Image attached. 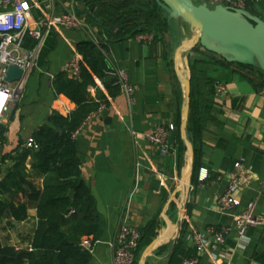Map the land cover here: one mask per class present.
<instances>
[{"label":"crops","instance_id":"crops-1","mask_svg":"<svg viewBox=\"0 0 264 264\" xmlns=\"http://www.w3.org/2000/svg\"><path fill=\"white\" fill-rule=\"evenodd\" d=\"M30 1L34 6L32 24L42 30L45 27L39 24L47 17L70 13L78 17L75 0ZM79 8L82 17L78 18L85 24L83 28L53 27L39 48L31 37L26 38L22 53L28 56L36 50L35 66L22 84L20 101L11 104L0 121L6 139L3 154H10L20 144L26 147L54 111L67 116L76 109L71 100L56 94L55 77L66 71V64L72 58L81 56L78 51L81 42L103 40L84 8ZM190 36L180 43L173 57L162 41L147 43L135 37L108 44L111 67L125 69L135 91L132 98L121 93L108 97L106 108L92 117L91 114L77 132L82 177L105 222L102 238L92 246L90 264H112L111 244L122 222L141 230L153 219L159 220L157 237L150 246L139 250L138 264L143 258L144 264H182L187 255H198L190 243L193 231L211 227L233 229L226 257L213 259L208 250L201 255L200 264H264V226L248 230L249 242L243 249L235 214L223 212L218 204L229 186L234 164L241 162L250 169L252 181L238 194L240 210L255 202L256 213L264 219V73L260 68L227 65L216 55L196 48L204 52L197 69L203 71L198 85L206 98L201 110L206 119L200 143L202 165L193 182L194 150L189 140L186 148L179 132L170 154L162 157L158 148L145 139L155 127L176 126L182 117L181 76L190 82L192 73L188 56L187 74L182 55L178 57L179 63L176 59L179 50L192 44L191 32ZM188 54H193V50ZM96 81L99 91L108 95L103 84ZM218 82L226 86V97L217 96ZM91 94L95 97L97 90L91 89ZM33 162L30 157L28 178L36 187L42 189L59 183L55 174L44 176L33 172ZM12 166L11 159L0 162V187ZM206 172L208 178L201 183L200 175ZM16 200L26 201L22 196ZM29 215V220L19 226H8V220L0 224V246L30 248L38 227L35 205L30 206Z\"/></svg>","mask_w":264,"mask_h":264},{"label":"trees","instance_id":"trees-1","mask_svg":"<svg viewBox=\"0 0 264 264\" xmlns=\"http://www.w3.org/2000/svg\"><path fill=\"white\" fill-rule=\"evenodd\" d=\"M75 1L84 8L103 40L98 44L88 40L78 45L82 57L80 79L70 77L67 71L55 77L56 94L67 97L76 105V109L67 116L56 111L51 114L48 123L33 135L38 146L36 151L20 144L10 154L2 152L0 155V162L13 160V166L8 169L0 187V224L8 220V226L13 227V222H26L30 218L31 205L36 207L38 221L30 248L0 246V264H90L92 252L84 241L88 240L94 246L103 236L105 222L98 212L91 189L82 177L77 132L102 104H108V97L114 98L121 93L117 81L105 74V71L113 69L107 57L108 44L141 34H152L154 41H160L159 32L168 30L170 26L168 15L156 0ZM79 7L76 9L78 13ZM245 9L264 21V0L248 1ZM196 48L198 46L188 56L192 74L187 138L194 150L192 182L202 165L200 143L206 119L201 112L206 98L199 90L198 77L203 71L197 69L201 59L194 57ZM224 63L231 65L226 61ZM96 80L103 84L108 95L99 91ZM91 89L97 90L95 97ZM181 124L180 116L176 125L178 132ZM4 133L0 128L2 147L6 140ZM30 157L34 160L31 166L33 172L44 176L55 174L59 183L46 185L42 189L36 187L28 178L27 164ZM19 196L26 201L17 202ZM158 228L159 220L153 219L140 230L142 238L136 251L135 264H138L139 250L153 243ZM189 257L187 255L184 258Z\"/></svg>","mask_w":264,"mask_h":264},{"label":"built area","instance_id":"built-area-1","mask_svg":"<svg viewBox=\"0 0 264 264\" xmlns=\"http://www.w3.org/2000/svg\"><path fill=\"white\" fill-rule=\"evenodd\" d=\"M216 3L219 0H214ZM225 6L246 10L248 1L261 0H223ZM33 4L30 0H0V121L8 107L17 104L22 96V84L26 75L30 73L35 66L36 50L28 56L23 55L22 49L27 37H31L36 47L39 48L48 33L53 27H61L68 30L80 29L85 26L83 21L74 13L62 17H47L39 26L45 27V30L35 27L32 24ZM138 41L151 43L154 40L152 34H141L136 37ZM98 44V41H94ZM35 47V48H36ZM82 57L77 55L66 64V71L74 79H80ZM10 66H16L23 70L22 80L8 83L5 77ZM105 74L117 81L121 94L132 98L135 88L129 81L128 73L125 69L113 68L105 71ZM217 96L222 98L228 94L226 86L216 83ZM106 108L102 104L99 111ZM93 113L91 115L94 116ZM176 130L174 124L159 125L145 135V139L158 148L162 157L170 154L171 146L169 138L173 131ZM27 149H38L33 138L26 143ZM3 152L2 143L0 142V155ZM208 174L200 175V182L204 183ZM175 181L178 182L177 179ZM252 181V173L248 167L241 162H236L230 173V183L226 192L220 197L218 204L223 212L235 214V226L240 240V247L245 248L249 242L247 232L251 228L264 226V219L256 213V203L251 202L245 208L241 209V201L238 194L246 188ZM233 229L231 227H222L220 229L211 227L204 230H195L190 235V243L194 251L198 254L195 257L185 258L182 264H200V257L208 250L211 251L213 259L224 258L227 252V243ZM142 233L137 227L122 222L115 240L111 244L113 250L112 264H135L136 251L140 246ZM85 246L91 250L90 241H84Z\"/></svg>","mask_w":264,"mask_h":264},{"label":"water","instance_id":"water-1","mask_svg":"<svg viewBox=\"0 0 264 264\" xmlns=\"http://www.w3.org/2000/svg\"><path fill=\"white\" fill-rule=\"evenodd\" d=\"M158 6L168 15V21L177 22L178 29H189L193 35L192 44L178 51L191 52L200 46L229 64L259 67L264 73V21L246 10L235 9L223 4L210 7L207 3L197 5L195 0H156ZM23 70L16 66L8 68L5 81L13 83L22 80ZM184 85V109L180 134L188 148L187 127L189 121L191 85L181 76ZM179 132L173 131L169 138L171 148ZM172 150V149H171ZM192 174L190 170L189 177ZM19 226V223L13 222ZM151 249L149 247L145 254ZM140 264H144V258Z\"/></svg>","mask_w":264,"mask_h":264},{"label":"rangeland","instance_id":"rangeland-1","mask_svg":"<svg viewBox=\"0 0 264 264\" xmlns=\"http://www.w3.org/2000/svg\"><path fill=\"white\" fill-rule=\"evenodd\" d=\"M195 3L197 5H201L203 3H207L210 7H215L218 4H225V2L223 0H219L218 3H216V1L214 0H195ZM78 17H82L81 13H77ZM159 36H160V41H162V43L164 44L166 50L169 52V54L173 57L176 55V52L180 46V43L183 42V40H188V38L190 39V32L189 29L186 30H178V26H177V22L176 21H172L170 23L169 29L166 31H160L159 32ZM191 42V41H190ZM193 42V40H192ZM199 48H201L200 46H198ZM204 54V52H200L199 50H197L194 54V57H198L200 58L202 55ZM187 56H189L188 52L183 54L182 53V59L184 60V71L187 74L188 73V69L186 66V58ZM180 61V60H179ZM178 61V63H179ZM173 64V61H172Z\"/></svg>","mask_w":264,"mask_h":264}]
</instances>
